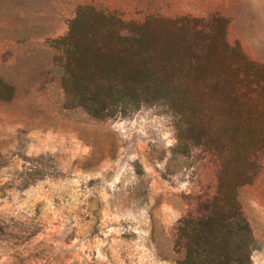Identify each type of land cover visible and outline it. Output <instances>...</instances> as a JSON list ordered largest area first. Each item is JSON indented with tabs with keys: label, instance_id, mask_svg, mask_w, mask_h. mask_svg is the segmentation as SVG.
<instances>
[{
	"label": "rangeland",
	"instance_id": "1",
	"mask_svg": "<svg viewBox=\"0 0 264 264\" xmlns=\"http://www.w3.org/2000/svg\"><path fill=\"white\" fill-rule=\"evenodd\" d=\"M82 3L223 16L264 64V0H0V264H264V152L238 189L244 222L216 197L221 161L162 107L101 119L63 99L48 45Z\"/></svg>",
	"mask_w": 264,
	"mask_h": 264
},
{
	"label": "trees",
	"instance_id": "2",
	"mask_svg": "<svg viewBox=\"0 0 264 264\" xmlns=\"http://www.w3.org/2000/svg\"><path fill=\"white\" fill-rule=\"evenodd\" d=\"M227 30L220 15L134 20L82 3L56 45H47L56 49L70 104L101 119L145 105L175 117L179 138L221 161L216 197L245 222L237 196L264 152V64L231 44Z\"/></svg>",
	"mask_w": 264,
	"mask_h": 264
}]
</instances>
